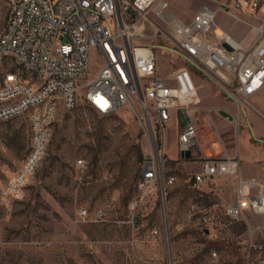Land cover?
I'll list each match as a JSON object with an SVG mask.
<instances>
[{
    "label": "built area",
    "instance_id": "obj_1",
    "mask_svg": "<svg viewBox=\"0 0 264 264\" xmlns=\"http://www.w3.org/2000/svg\"><path fill=\"white\" fill-rule=\"evenodd\" d=\"M6 1L0 63L9 68L0 78V122L26 114L31 150L22 170L2 189L3 200L23 196V186L45 154L57 111L72 110L80 101L103 115L123 106L140 107L148 124L158 127L161 140L165 125L178 118L179 159L200 166L183 178L192 190L208 193L204 187L215 179L235 178L232 202L188 204L187 218L202 236L214 239L229 232L247 211L264 214V173L243 178L234 146L241 115L264 90V16L258 13L264 0H207L214 8L200 7L188 23L172 11L169 0ZM219 13L246 23L254 33L252 41L244 46L219 29ZM92 51L102 59L96 74L90 72ZM173 58L181 64L172 67ZM191 68L212 77L216 94L237 111L201 106ZM208 135L214 137L217 152L211 144L207 149L201 144L200 136ZM156 141L152 128L138 183L144 194L151 192L154 182L177 179L165 178L164 153ZM186 150L187 160L180 157ZM102 215L96 211L93 217ZM76 216L90 220L84 207L77 209ZM128 221L133 230L140 228L134 206ZM245 233L236 244L235 263L264 264V241L253 239L251 228ZM157 235V229L150 231L152 238ZM165 237L168 241L167 229ZM209 257L212 264H223L217 251L211 250Z\"/></svg>",
    "mask_w": 264,
    "mask_h": 264
},
{
    "label": "rangeland",
    "instance_id": "obj_2",
    "mask_svg": "<svg viewBox=\"0 0 264 264\" xmlns=\"http://www.w3.org/2000/svg\"><path fill=\"white\" fill-rule=\"evenodd\" d=\"M171 2L172 11L187 18H193L203 6V0ZM7 14L8 3L0 0V32ZM238 23L249 28L232 17L217 15L216 24L223 29ZM249 37L253 39L254 33ZM180 62L173 58L172 67ZM101 65L100 55L92 51L90 72L96 74ZM8 68L0 63V77ZM191 72L201 106L215 107L204 102L218 97L214 79L194 68ZM226 104L230 112L237 111L234 104ZM177 120L174 117L165 125L161 140L158 127L148 124L140 107L123 106L103 115L79 101L72 110L59 109L45 154L23 186V196L9 201L1 198L2 189L22 170L29 147V122L22 114L0 123V264H212L211 250L219 253L223 264H236V244L249 228L254 230L253 239L264 241V214L247 211L245 219L214 239L200 234L194 221L187 218L188 204L232 202L235 178L215 179L204 187L208 193L190 189L183 178L200 166L173 160L177 158ZM152 128L157 148L164 152V176L177 179L154 182L151 192L144 194L138 183L150 151ZM200 142L206 149L211 144L217 152L213 136H200ZM234 146L243 178L264 173V90L241 115ZM132 206L140 226L136 231L128 221ZM80 207L88 210L90 220L76 216ZM96 211L103 215L94 218ZM154 228L158 230L156 238L150 236Z\"/></svg>",
    "mask_w": 264,
    "mask_h": 264
},
{
    "label": "crops",
    "instance_id": "obj_3",
    "mask_svg": "<svg viewBox=\"0 0 264 264\" xmlns=\"http://www.w3.org/2000/svg\"><path fill=\"white\" fill-rule=\"evenodd\" d=\"M170 2V6L172 7V2L171 0H169ZM202 5L203 6H206L208 8H214V3L210 2V1H207V0H203L202 2ZM199 9V7H198ZM197 9V10H198ZM196 10V11H197ZM259 15L260 16H264V2L262 3L260 9H259ZM183 22H190L192 21V17H182L178 14H176ZM217 20V18H216ZM218 25V24H217ZM219 26V25H218ZM221 28V27H220ZM223 31L227 32L228 34H230L237 42H241L242 45L244 46H247L251 41L252 39H250L249 37V33H251L252 31H249L248 28L243 25L242 23H238L237 25H234V26H231L229 27L228 29H223L221 28ZM253 33V32H252ZM218 97L217 98H212V99H209V100H204V102L206 103H213L215 105V108H219V109H228V105L226 104V101L220 94H217ZM230 104V102H228ZM177 132H178V128H176V136H177ZM166 153V151H165ZM176 153H177V158L176 159H173L174 157V154L173 156L169 157L170 159H173V160H179V156H178V151H177V141H176ZM167 154V153H166ZM182 163H184V161H182ZM240 173L242 175V172H241V164H240Z\"/></svg>",
    "mask_w": 264,
    "mask_h": 264
},
{
    "label": "trees",
    "instance_id": "obj_4",
    "mask_svg": "<svg viewBox=\"0 0 264 264\" xmlns=\"http://www.w3.org/2000/svg\"><path fill=\"white\" fill-rule=\"evenodd\" d=\"M7 70V69H6ZM5 70V71H6ZM4 71V72H5ZM4 72L2 73V75L4 74ZM2 75H1V77H2ZM0 77V78H1ZM88 105V104H87ZM90 106V105H89ZM92 107V106H91ZM14 118H16V117H13V118H11V119H9V120H6V121H3V122H0V123H4V122H7V121H10V120H12V119H14ZM30 137H31V131H30V126H29V147H28V151H27V155H26V158H27V156L29 155V153H30Z\"/></svg>",
    "mask_w": 264,
    "mask_h": 264
},
{
    "label": "water",
    "instance_id": "obj_5",
    "mask_svg": "<svg viewBox=\"0 0 264 264\" xmlns=\"http://www.w3.org/2000/svg\"><path fill=\"white\" fill-rule=\"evenodd\" d=\"M180 157H181L182 159L187 160V159L190 158V152H189L188 150H186V151H181V152H180Z\"/></svg>",
    "mask_w": 264,
    "mask_h": 264
},
{
    "label": "bare ground",
    "instance_id": "obj_6",
    "mask_svg": "<svg viewBox=\"0 0 264 264\" xmlns=\"http://www.w3.org/2000/svg\"><path fill=\"white\" fill-rule=\"evenodd\" d=\"M217 27H218L219 29H221L220 26L217 25ZM153 153L155 154V156L158 155L157 151H153ZM163 153H164V152H163Z\"/></svg>",
    "mask_w": 264,
    "mask_h": 264
}]
</instances>
